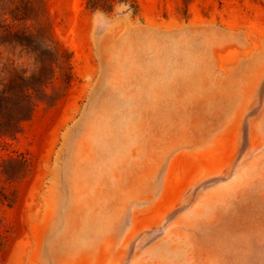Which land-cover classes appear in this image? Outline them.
Listing matches in <instances>:
<instances>
[{"label":"rangeland","instance_id":"rangeland-1","mask_svg":"<svg viewBox=\"0 0 264 264\" xmlns=\"http://www.w3.org/2000/svg\"><path fill=\"white\" fill-rule=\"evenodd\" d=\"M0 7V264H264V0Z\"/></svg>","mask_w":264,"mask_h":264},{"label":"trees","instance_id":"trees-1","mask_svg":"<svg viewBox=\"0 0 264 264\" xmlns=\"http://www.w3.org/2000/svg\"><path fill=\"white\" fill-rule=\"evenodd\" d=\"M4 0H0L3 2ZM3 7H0V44H10L14 46H23L22 42L25 38H35V49L38 53L35 55V60L38 63L37 73L43 77L40 83L46 82L47 75H53L55 64H60L62 61H66L69 67V54L59 52L58 47L54 49L40 50V46L44 44L43 30L37 28L35 33H26V30L14 29L8 23H3L1 15L5 12L2 11ZM10 18L14 20L25 19L24 13H16L15 11H8ZM37 24L41 25V22L37 19ZM48 31V30H47ZM70 72H68V76ZM12 84V83H11ZM53 93V92H52ZM52 94H47L44 91L23 92L16 90H8L4 88L0 91V115L10 117L14 121L27 120L31 117V113L35 100H47L51 99ZM21 164H23L21 162Z\"/></svg>","mask_w":264,"mask_h":264}]
</instances>
